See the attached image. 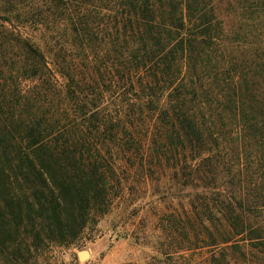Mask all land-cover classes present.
Returning <instances> with one entry per match:
<instances>
[{"label": "trees", "instance_id": "1", "mask_svg": "<svg viewBox=\"0 0 264 264\" xmlns=\"http://www.w3.org/2000/svg\"><path fill=\"white\" fill-rule=\"evenodd\" d=\"M148 192L159 263L264 264V0H0V264Z\"/></svg>", "mask_w": 264, "mask_h": 264}, {"label": "rangeland", "instance_id": "2", "mask_svg": "<svg viewBox=\"0 0 264 264\" xmlns=\"http://www.w3.org/2000/svg\"><path fill=\"white\" fill-rule=\"evenodd\" d=\"M129 194L91 220L74 244L44 250L39 264H162L155 216L163 204L150 192Z\"/></svg>", "mask_w": 264, "mask_h": 264}]
</instances>
